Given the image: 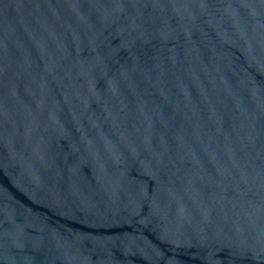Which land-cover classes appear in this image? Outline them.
Here are the masks:
<instances>
[{
	"label": "water",
	"instance_id": "water-1",
	"mask_svg": "<svg viewBox=\"0 0 264 264\" xmlns=\"http://www.w3.org/2000/svg\"><path fill=\"white\" fill-rule=\"evenodd\" d=\"M0 264H264V0H0Z\"/></svg>",
	"mask_w": 264,
	"mask_h": 264
}]
</instances>
